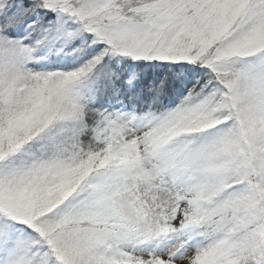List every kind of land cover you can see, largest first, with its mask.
<instances>
[{"label":"snow or ice","instance_id":"6c2138e0","mask_svg":"<svg viewBox=\"0 0 264 264\" xmlns=\"http://www.w3.org/2000/svg\"><path fill=\"white\" fill-rule=\"evenodd\" d=\"M0 264H264V0H0Z\"/></svg>","mask_w":264,"mask_h":264}]
</instances>
